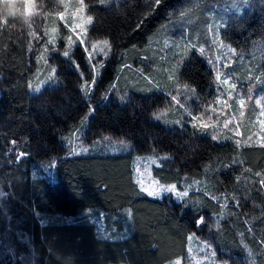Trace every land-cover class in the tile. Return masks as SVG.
<instances>
[{
	"label": "trees",
	"instance_id": "16d2710c",
	"mask_svg": "<svg viewBox=\"0 0 264 264\" xmlns=\"http://www.w3.org/2000/svg\"><path fill=\"white\" fill-rule=\"evenodd\" d=\"M31 1L36 16L25 13L26 0H16L17 15L7 24L0 18V264H164L187 255L192 232L212 245L219 260L264 264V142L237 145L215 140L196 122L162 123L153 114L170 104L159 89L121 102L104 97L109 81L87 96L79 71L68 64L58 70L57 83L30 92L34 17L42 23L46 12L61 6L60 0ZM86 3L90 37H106L114 52L143 44L181 11L193 37L203 41L214 10L213 22H224L220 40L237 49L236 58L245 53L255 72L264 69V0ZM180 74L205 100L213 77L209 61L189 48ZM201 100L186 103V118L193 120L190 112ZM79 129L83 141L111 136L132 148L72 153L70 139ZM135 153L168 154L159 157L154 174L180 190L193 187L181 200L171 193L148 195L134 178ZM39 161H51V173L35 174ZM126 209L130 226L122 221Z\"/></svg>",
	"mask_w": 264,
	"mask_h": 264
},
{
	"label": "rangeland",
	"instance_id": "374dc122",
	"mask_svg": "<svg viewBox=\"0 0 264 264\" xmlns=\"http://www.w3.org/2000/svg\"><path fill=\"white\" fill-rule=\"evenodd\" d=\"M60 2L59 9L44 14L42 23L38 22V17H34L35 27L31 28L30 32L35 35L31 34L30 44L36 58L29 81L30 92L36 93L46 85L57 83L58 70L62 65L68 64L79 71L80 88L87 96L92 94L89 93L90 89L101 88L109 81V91L104 97L116 98L121 102L128 100L134 92H146L150 88L159 89L165 93L170 104L157 109L153 114V118L162 123L175 126L196 122L203 129H209L215 140H232L237 145L251 142L253 138L264 142V69L255 72L253 64L246 63L248 58L245 53L241 52L236 58L237 49L220 40L219 32L224 22L222 17L213 22L214 10L209 12L212 19L209 29L202 30L203 41L193 37L190 22L182 21L184 12L181 11L162 22L143 44L114 52L106 37H90L89 29L93 17L87 11L86 0H83L86 7L82 13L77 11L80 7L79 0ZM25 13L32 16L38 14L32 6V1L26 4ZM59 13L64 14L63 20L59 18ZM88 17H92L90 23L87 21ZM54 28L55 32L52 31ZM52 36L55 37V42L49 43ZM104 40L109 42L110 47L97 44L98 41ZM92 44H97V48L93 49ZM101 48L104 49L103 52L100 51ZM189 48H193L198 56L209 61L213 70L205 100L202 95H197L195 85L183 79L180 74L181 67L189 59ZM65 51L69 53L68 56L63 55ZM118 63H122L120 69L117 75L112 77L111 71ZM244 82H247L246 86ZM232 85H235V88ZM199 97L202 99L201 103L195 113L190 112L193 120L186 118V103L198 100ZM241 98L245 101L243 106L239 104ZM258 100L260 103H256ZM92 111L93 108L90 107V113ZM81 129L71 136L72 153L122 152L132 148L130 142L111 136H104L92 142L83 141L80 138ZM160 156L167 157L168 154H134L133 169L136 182L152 197L171 193L178 200L183 199L185 196L180 197L177 192L188 194L193 184L189 183L185 190H180L176 183L161 181L153 172V167L160 164ZM52 167L51 161H39L35 165V174L51 173ZM173 185L176 186L175 191L165 190ZM125 214L122 221L130 226L129 209L125 210ZM100 224L104 227L103 218ZM113 226L117 228L116 223H113ZM176 260H179L180 264H229L219 260L212 245L195 232L189 234L187 255L175 257L164 264Z\"/></svg>",
	"mask_w": 264,
	"mask_h": 264
},
{
	"label": "snow or ice",
	"instance_id": "6c2138e0",
	"mask_svg": "<svg viewBox=\"0 0 264 264\" xmlns=\"http://www.w3.org/2000/svg\"><path fill=\"white\" fill-rule=\"evenodd\" d=\"M101 2H103V0H101ZM30 3H31V0H26V4H30ZM79 3H80V7L77 9V11L82 13L83 10H84V8H85L86 6L84 5L83 0H79ZM153 3H154V4H158V3H159V0H153ZM58 16H59V18H60L61 20L64 19V14H63V13H59ZM91 20H92V17H88V18H87V21H88L89 23L91 22ZM2 23H3V24H7V20H6V19L3 20ZM29 27H30V24H29ZM73 30H75V29H73ZM52 31L55 32L56 29L54 28V29H52ZM31 34H32V35H35V33H31ZM37 38H38V37H37ZM68 39L71 40V37H69ZM54 42H55V37H54V36L50 37V39H49V43H54ZM97 44H103V45H106V46H109V47H110L109 42H108L107 40H104V41H98ZM97 44H92L91 47H92L93 49H96V48H97ZM100 51L103 52L104 49L101 48ZM201 51H203V49H201ZM63 55L68 56L69 53H68L67 51H65V52L63 53ZM53 71H54V70H53ZM49 79H51V77H49ZM225 82H226V81H225ZM232 87L235 88V85H232ZM37 90H38V89H37ZM85 91H87V89H85ZM244 103H245L244 99L241 98L240 101H239V104H240L241 106H243ZM256 103H260V101L258 100V101H256ZM262 115H264V113H262ZM204 126L207 127V125H204ZM13 143H15V142H13ZM21 155H23V154L21 153ZM258 175H259V174H258ZM260 183H261V184H264V179H262V180L260 181ZM165 190H167V191H175V190H176V186H175V185L170 186V187L166 188ZM150 194H155V193H150ZM177 195L180 196V197H183V196H186V195H187V192H183V193L177 192ZM170 264H180V261H179V260L172 261V262H170Z\"/></svg>",
	"mask_w": 264,
	"mask_h": 264
},
{
	"label": "clouds",
	"instance_id": "9594fccd",
	"mask_svg": "<svg viewBox=\"0 0 264 264\" xmlns=\"http://www.w3.org/2000/svg\"><path fill=\"white\" fill-rule=\"evenodd\" d=\"M18 12L19 8L17 7L16 0L15 3H9V0H2L0 2V18L7 19L10 16H16Z\"/></svg>",
	"mask_w": 264,
	"mask_h": 264
}]
</instances>
